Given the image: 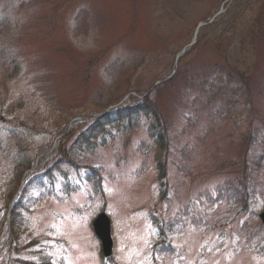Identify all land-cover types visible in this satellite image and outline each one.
<instances>
[{"label":"rangeland","instance_id":"obj_1","mask_svg":"<svg viewBox=\"0 0 264 264\" xmlns=\"http://www.w3.org/2000/svg\"><path fill=\"white\" fill-rule=\"evenodd\" d=\"M232 1L0 0V264L38 262L39 255L51 264H264L258 217L264 207V0L238 13L220 44L197 40L199 24L210 23ZM243 1L234 8L239 11ZM183 48L186 72L155 93L157 80L178 67ZM217 63L250 78V106L242 89L240 110L229 118L226 109L212 114L222 101L193 78ZM146 94L167 121L163 146L155 132L164 127L150 116L110 126L79 147L80 167L66 165L22 194L20 244L27 247L7 251V244L15 246L8 210L22 182L45 167H38L37 157L53 150L59 130ZM158 164L164 165L169 203L159 198ZM86 166L97 173L87 178ZM245 174L257 189L247 210L232 197L215 200L219 183ZM186 208L190 212L182 215ZM100 212L111 220L109 260L92 228ZM156 219L178 221L159 236ZM249 231H258L251 240Z\"/></svg>","mask_w":264,"mask_h":264},{"label":"trees","instance_id":"obj_2","mask_svg":"<svg viewBox=\"0 0 264 264\" xmlns=\"http://www.w3.org/2000/svg\"><path fill=\"white\" fill-rule=\"evenodd\" d=\"M261 0H244L241 6V9H235L239 6V0H233L228 7L226 8L225 13L221 16L220 20L215 21V19L203 25V27L199 28L197 40L200 37H204L205 41H213L217 44L221 43V39L226 33V31L231 27L234 26L240 19L239 14H242L243 11L248 9V5L252 3L259 2ZM239 13V14H238ZM243 15V14H242ZM257 22V20H256ZM252 30L250 32L251 40L257 35L256 24L252 26ZM208 33L207 35H205ZM207 37V38H206ZM210 37V38H209ZM196 40V41H197ZM186 52H184L177 60V68L173 71L172 75L166 76L163 79H158V84L153 87L155 93L159 92L166 86L173 84V82L186 71L183 67V63L186 59ZM211 64V63H210ZM16 69V65L11 66V72L8 69H4L3 78L10 77L13 70ZM197 73L194 74L193 78L198 84L202 87L204 92L211 96L212 98L218 97L222 103L217 105L213 110L212 114L214 116H219L220 111H224V115L229 118L231 117V113L233 111H239V103L237 100V96H239L240 91L243 89L246 91L245 100L246 106H250L251 104V97L248 93L250 91L247 89L249 87V74L245 73L244 71L240 70L236 66L231 65H220V64H212L203 66V68L196 70ZM154 93V94H155ZM140 114L150 116L156 122H158L159 126L161 125L164 127L163 133L155 132V141L160 145L163 146L165 141L163 142L164 138L167 137V132H165L167 121L164 118L161 120V114L159 111L158 105L155 103L154 100L150 99V94H146L140 102H133L132 99H127L116 108L107 111L98 117L94 118L90 122L82 123V122H75L72 123L69 127L68 132H64V128L59 130L58 135L61 137L57 138L54 142V148L49 154H43L42 157L38 160V167L45 165L44 168L40 171V173H36L27 178V180L23 181L21 191L19 192V199L15 200L12 206L9 209L8 220H9V228L13 234V242H15V246L12 247L9 244L6 248L8 250H14L15 253H20L19 249H23L27 247V245L20 244V236L22 233L21 228V219H20V212L24 208L25 200H22V194H25L28 188L33 187L34 189H38L45 181L51 180L57 173L61 172L64 166L66 165H73L74 167H80L81 161H79V147H88L93 143V140L98 137L99 135L102 136L103 133H107V129L115 124H120L124 120H133L137 119V116ZM191 120V118H189ZM161 120V121H160ZM85 124V125H84ZM84 125V128L79 129L80 126ZM64 130V131H63ZM76 133V135H75ZM18 135V133L15 132ZM20 135V134H19ZM57 135V136H58ZM73 140L68 145L70 138L73 136ZM1 143V138H0ZM192 150V149H191ZM187 149L183 152L184 156L186 153L191 151ZM55 154V157L51 164H48L49 161L52 159V155ZM32 166L26 167L25 170L31 169ZM158 175H157V183L160 186L159 191V198L166 202H170L169 194H168V183L163 181L164 177V165L158 164ZM87 178L93 177L97 171H93L91 167L86 166ZM162 186H164L162 188ZM256 183L252 178H250L249 174H245L238 178H227L224 179L221 183H219L215 187L216 192V199L224 198L228 201L230 200L239 204L242 210H247V202L251 201V198L254 197L256 192ZM208 198H211L210 194H206ZM187 212H183L182 215H188L190 212L188 208ZM177 220L173 221L172 219L162 220L156 219V226L159 230V234L163 236L166 232H170L175 225ZM258 232V231H257ZM255 232L254 234H257ZM253 232L249 231L248 240H251L253 237ZM28 244V246H31ZM164 246L162 244L159 245V249H162ZM264 248V246H263ZM172 251V250H171ZM111 259V258H110ZM38 262L34 260H18L19 264H51L48 260V257L44 255H39L37 259Z\"/></svg>","mask_w":264,"mask_h":264},{"label":"water","instance_id":"obj_3","mask_svg":"<svg viewBox=\"0 0 264 264\" xmlns=\"http://www.w3.org/2000/svg\"><path fill=\"white\" fill-rule=\"evenodd\" d=\"M259 216L262 220V223L264 224V210ZM93 228L95 234L101 241L103 254L105 256H109L112 249V239L110 236L109 220L104 213L99 214L94 220Z\"/></svg>","mask_w":264,"mask_h":264}]
</instances>
